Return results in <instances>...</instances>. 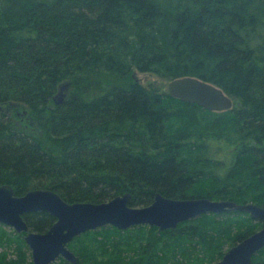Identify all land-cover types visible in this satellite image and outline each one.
I'll return each mask as SVG.
<instances>
[{
    "label": "trees",
    "instance_id": "obj_1",
    "mask_svg": "<svg viewBox=\"0 0 264 264\" xmlns=\"http://www.w3.org/2000/svg\"><path fill=\"white\" fill-rule=\"evenodd\" d=\"M135 71L197 77L233 105L181 101ZM0 184L67 202L129 192L142 207L159 192L264 207V0H0ZM23 218L36 232L55 220ZM262 224L236 211L165 231L107 225L69 248L76 264H214ZM0 264H32L23 235L2 224Z\"/></svg>",
    "mask_w": 264,
    "mask_h": 264
},
{
    "label": "water",
    "instance_id": "obj_2",
    "mask_svg": "<svg viewBox=\"0 0 264 264\" xmlns=\"http://www.w3.org/2000/svg\"><path fill=\"white\" fill-rule=\"evenodd\" d=\"M62 84L53 100L59 104L65 97ZM168 93L184 102L195 103L207 110L223 111L233 105L232 98L220 87L193 76L176 77L167 82ZM130 193L115 195L102 202H67L55 191L34 188L16 195L9 184H0V224L23 235L30 250L32 264H52L62 257L76 264L77 256L69 243L79 235L111 225L126 230L137 225L154 226L159 231L174 228L181 222L202 214L245 212L262 221V227L230 246L214 264H252V257L264 247V207L208 197L172 198L159 192L146 206H129ZM45 211L55 220L43 232L30 229L24 214Z\"/></svg>",
    "mask_w": 264,
    "mask_h": 264
},
{
    "label": "rangeland",
    "instance_id": "obj_3",
    "mask_svg": "<svg viewBox=\"0 0 264 264\" xmlns=\"http://www.w3.org/2000/svg\"><path fill=\"white\" fill-rule=\"evenodd\" d=\"M131 77L134 80H138L139 82H141L144 85H147L149 83H154V84H156V85H158L160 87L167 88V81L157 77L156 75H154L152 73L135 71V72H133L131 74ZM67 89H68V84H67ZM67 89H65L64 92L68 91ZM58 91L56 92V94L58 93ZM24 111L25 110L20 108V109H17L16 111H14V112L8 111V114L11 115V116L20 117V114L24 113ZM25 119H23L22 121L25 122Z\"/></svg>",
    "mask_w": 264,
    "mask_h": 264
},
{
    "label": "bare ground",
    "instance_id": "obj_4",
    "mask_svg": "<svg viewBox=\"0 0 264 264\" xmlns=\"http://www.w3.org/2000/svg\"><path fill=\"white\" fill-rule=\"evenodd\" d=\"M111 227V226H110Z\"/></svg>",
    "mask_w": 264,
    "mask_h": 264
}]
</instances>
